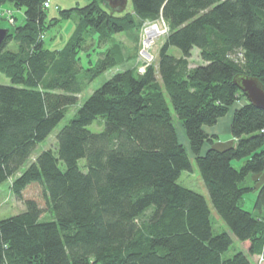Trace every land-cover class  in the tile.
<instances>
[{
  "label": "trees",
  "instance_id": "1",
  "mask_svg": "<svg viewBox=\"0 0 264 264\" xmlns=\"http://www.w3.org/2000/svg\"><path fill=\"white\" fill-rule=\"evenodd\" d=\"M130 1L140 23L168 24L157 65L103 81L60 129L56 149L19 172L89 85L116 66L106 51L81 67L87 40L105 42L136 21L105 11L100 0L57 8V18L48 17V0H0L23 10L0 47V74L11 83L0 85V185L13 179L12 194L25 207L0 220V264H251L264 255V184L255 213L241 206L252 191L247 178L264 173V112L232 82L244 74L264 88V0ZM69 18L75 29L65 47H43L50 25ZM12 42L17 50L5 51ZM194 49L204 64L190 68ZM165 95L230 234L213 235L204 197L177 182L191 160ZM236 102L243 104L231 114L233 144L216 148L218 137L206 129ZM93 123L100 131L88 130ZM46 214L50 220L40 221ZM231 235L246 253L224 259Z\"/></svg>",
  "mask_w": 264,
  "mask_h": 264
},
{
  "label": "rangeland",
  "instance_id": "2",
  "mask_svg": "<svg viewBox=\"0 0 264 264\" xmlns=\"http://www.w3.org/2000/svg\"><path fill=\"white\" fill-rule=\"evenodd\" d=\"M101 6L105 11H112L119 19H123L124 17H133L134 21H136L135 27L128 32H123L121 34H116L111 36L105 42H96V36L94 35V39H88L86 42L85 52H80V65L83 68L88 66L89 62L94 63L97 58L105 53L106 51L109 55H112L116 60V66L112 67V69L107 70L101 76H99L96 80H94L91 85H89L88 89L84 91L78 98V103L75 106L70 107L67 110L66 115L60 121V123L49 133V137L42 142L37 144L32 157L29 161L24 164L19 172L25 171L30 162H33L38 155L42 151L46 150H55L56 149V136L60 129L69 123L71 117L76 113V110L81 106L84 102L85 98H87L92 91H94L97 87H99L103 81L112 77L114 73L123 72L125 70H130L132 72L137 71L138 73L142 69L144 71L145 67L148 65L156 66L157 58L159 54V49L164 44V40L166 36L169 34L170 30L168 29V24L165 20L156 19L153 22H142L136 20L135 16L132 14L131 10V1L128 0L126 6L122 11H120L119 6L111 7L109 0H100ZM91 0H48L50 7L47 9L48 17L57 18L59 13H57V8L59 10L72 9L76 6L83 7L90 3ZM23 20V10L18 11L14 8L13 5L4 3L0 4V29L12 30L14 24L16 22L17 25H20ZM75 20L73 18H69L62 21H55V26L52 27L50 25L49 30H47L44 34L43 47L50 48L51 50L62 49L65 47L64 45L67 43L69 38L72 36L75 29ZM156 26L158 34L151 37L149 40V44L146 45L145 40L147 39L146 28L149 26ZM153 38V39H152ZM16 45L12 42L10 43L5 51H16ZM171 54L176 56L180 53L175 49L170 50ZM149 54L148 56H146ZM189 67L195 68L204 62L200 59V52L197 50H192L190 58H188ZM10 80H8L4 75L0 74V85H10ZM167 107H169V112L173 119V126L176 129L177 138L179 142L182 143L184 149L187 150L188 155L191 160V169L190 171L182 172L180 178L178 179L179 185L182 187H186L193 192H197L202 195L208 204L209 212H210V221L212 224V233L213 235H217L221 232L229 233V228L226 227L225 224L221 221L220 217L217 213H215L212 203H210L208 192H206L205 185L203 181L200 179L199 171H197L195 160L192 159L191 153L188 145L187 138H185L183 128H181L180 120L175 115L173 107L170 105L167 96ZM243 104L242 102H236L231 109L228 110L227 114L220 119L213 128L206 129L208 133L215 134L218 139L214 142L213 146L216 148L224 149V147L231 146L233 144V140L229 133V123L232 117L233 109ZM90 132H98L100 129L96 126L95 123L92 126L88 127ZM80 169L84 171L85 165L84 161L78 163ZM231 165L234 168H238L242 165V161H233ZM13 179H9L8 182H4L0 185V220L10 218V216L18 215L21 212H24L25 207L22 202H18L15 200L12 191L10 189L11 183ZM264 184V173L259 174L258 176H249L244 183L245 187H250L252 191H249L244 197L243 202L241 204L242 208L247 212L255 213L253 209L254 200L257 196L259 187ZM50 220V215L46 214L40 218V221ZM230 234V233H229ZM232 237V246L229 249V252L224 253L222 257L224 259H229L235 252L243 251L246 253L244 248L240 243L236 241L233 235ZM262 255L252 256L249 260L251 264H257L259 257ZM264 259V255H263ZM261 264H264L262 261Z\"/></svg>",
  "mask_w": 264,
  "mask_h": 264
},
{
  "label": "water",
  "instance_id": "3",
  "mask_svg": "<svg viewBox=\"0 0 264 264\" xmlns=\"http://www.w3.org/2000/svg\"><path fill=\"white\" fill-rule=\"evenodd\" d=\"M111 7L119 6L120 11L124 9L128 0H109ZM8 35L7 29H0V47L2 46L5 37ZM232 82L237 89L246 97L248 103L254 108L264 112V88L262 83L256 77L247 75H237L232 79Z\"/></svg>",
  "mask_w": 264,
  "mask_h": 264
},
{
  "label": "bare ground",
  "instance_id": "4",
  "mask_svg": "<svg viewBox=\"0 0 264 264\" xmlns=\"http://www.w3.org/2000/svg\"><path fill=\"white\" fill-rule=\"evenodd\" d=\"M145 31L147 35V39L145 40V42H146V45H148L150 42L149 40H151V37H153L154 35H157L159 31H157V28L154 25L147 27Z\"/></svg>",
  "mask_w": 264,
  "mask_h": 264
},
{
  "label": "built area",
  "instance_id": "5",
  "mask_svg": "<svg viewBox=\"0 0 264 264\" xmlns=\"http://www.w3.org/2000/svg\"><path fill=\"white\" fill-rule=\"evenodd\" d=\"M44 6H45V7H48V3L45 2ZM148 55H149V54H147L146 56H148ZM140 72H143V70L141 69ZM262 261H264V259H263V255L259 257L257 264H261Z\"/></svg>",
  "mask_w": 264,
  "mask_h": 264
},
{
  "label": "flooded vegetation",
  "instance_id": "6",
  "mask_svg": "<svg viewBox=\"0 0 264 264\" xmlns=\"http://www.w3.org/2000/svg\"><path fill=\"white\" fill-rule=\"evenodd\" d=\"M111 2V1H110ZM111 3H113V2H111Z\"/></svg>",
  "mask_w": 264,
  "mask_h": 264
}]
</instances>
